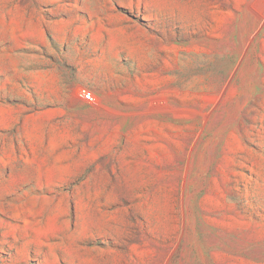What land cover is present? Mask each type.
<instances>
[{"label": "rangeland", "instance_id": "rangeland-1", "mask_svg": "<svg viewBox=\"0 0 264 264\" xmlns=\"http://www.w3.org/2000/svg\"><path fill=\"white\" fill-rule=\"evenodd\" d=\"M0 264H264V0H0Z\"/></svg>", "mask_w": 264, "mask_h": 264}, {"label": "built area", "instance_id": "built-area-1", "mask_svg": "<svg viewBox=\"0 0 264 264\" xmlns=\"http://www.w3.org/2000/svg\"><path fill=\"white\" fill-rule=\"evenodd\" d=\"M84 95H86L87 97H91V95L87 92H84Z\"/></svg>", "mask_w": 264, "mask_h": 264}]
</instances>
